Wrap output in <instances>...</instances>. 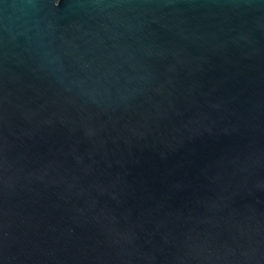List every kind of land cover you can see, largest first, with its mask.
I'll return each instance as SVG.
<instances>
[{
	"label": "water",
	"instance_id": "obj_1",
	"mask_svg": "<svg viewBox=\"0 0 264 264\" xmlns=\"http://www.w3.org/2000/svg\"><path fill=\"white\" fill-rule=\"evenodd\" d=\"M0 264H264V0H0Z\"/></svg>",
	"mask_w": 264,
	"mask_h": 264
}]
</instances>
